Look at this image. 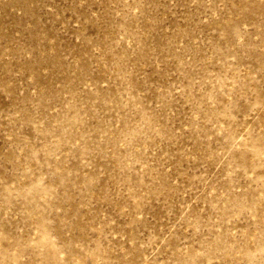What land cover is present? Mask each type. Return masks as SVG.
<instances>
[{
  "label": "rangeland",
  "instance_id": "374dc122",
  "mask_svg": "<svg viewBox=\"0 0 264 264\" xmlns=\"http://www.w3.org/2000/svg\"><path fill=\"white\" fill-rule=\"evenodd\" d=\"M0 264H264V0H0Z\"/></svg>",
  "mask_w": 264,
  "mask_h": 264
}]
</instances>
